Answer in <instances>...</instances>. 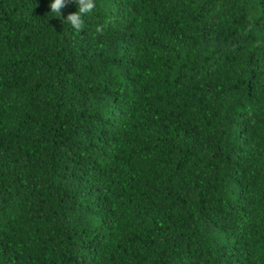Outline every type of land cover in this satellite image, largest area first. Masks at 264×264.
<instances>
[{
    "label": "trees",
    "instance_id": "trees-1",
    "mask_svg": "<svg viewBox=\"0 0 264 264\" xmlns=\"http://www.w3.org/2000/svg\"><path fill=\"white\" fill-rule=\"evenodd\" d=\"M96 4L0 0V264H264V0Z\"/></svg>",
    "mask_w": 264,
    "mask_h": 264
},
{
    "label": "clouds",
    "instance_id": "clouds-1",
    "mask_svg": "<svg viewBox=\"0 0 264 264\" xmlns=\"http://www.w3.org/2000/svg\"><path fill=\"white\" fill-rule=\"evenodd\" d=\"M70 3L76 5V11L62 15V10ZM96 0H49V11L52 16L62 18L72 28L81 30L84 25V16L93 13L96 9Z\"/></svg>",
    "mask_w": 264,
    "mask_h": 264
}]
</instances>
